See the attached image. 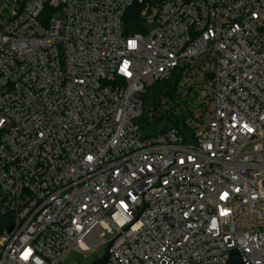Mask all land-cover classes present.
<instances>
[{"label":"built area","instance_id":"built-area-1","mask_svg":"<svg viewBox=\"0 0 264 264\" xmlns=\"http://www.w3.org/2000/svg\"><path fill=\"white\" fill-rule=\"evenodd\" d=\"M172 79L212 118L145 137L142 96ZM101 244L264 263V0H0V264Z\"/></svg>","mask_w":264,"mask_h":264},{"label":"trees","instance_id":"trees-1","mask_svg":"<svg viewBox=\"0 0 264 264\" xmlns=\"http://www.w3.org/2000/svg\"><path fill=\"white\" fill-rule=\"evenodd\" d=\"M175 90L176 85L171 80L157 81L146 88L142 96L143 111L137 121L145 137L170 129H177L182 134L189 131L186 121L191 116V112L182 109L178 111L176 105L161 110L163 98L175 103L177 100ZM160 124H163L164 128H159Z\"/></svg>","mask_w":264,"mask_h":264},{"label":"rangeland","instance_id":"rangeland-1","mask_svg":"<svg viewBox=\"0 0 264 264\" xmlns=\"http://www.w3.org/2000/svg\"><path fill=\"white\" fill-rule=\"evenodd\" d=\"M146 27L147 29H151L152 26L151 24L146 23ZM210 65H211L210 67L209 66L207 67V70L213 69V65L212 64ZM197 79L199 81H203L204 76L198 75ZM171 81L174 82L176 85L175 94H176L177 100L175 101V103H172L171 100L163 98L161 110H165L168 107H174L176 105V109L178 111L180 109H182L183 111L188 110L189 112H191L192 116L199 114V116L204 118L205 120H210L212 118V114H213L212 104L213 103L211 102V100H207L201 103L197 99V95L195 94V92L193 93H183L182 92L181 93L178 87V80L174 81L172 79ZM203 89L206 91L212 92L211 82L206 80L205 83L203 84ZM162 127L164 128V125L160 124L159 128H162ZM105 247H106L105 244H101V245H98L92 251H89L86 253L73 252L69 256L68 260L66 261V264H91L92 262L95 261V258H99L104 254Z\"/></svg>","mask_w":264,"mask_h":264},{"label":"water","instance_id":"water-1","mask_svg":"<svg viewBox=\"0 0 264 264\" xmlns=\"http://www.w3.org/2000/svg\"><path fill=\"white\" fill-rule=\"evenodd\" d=\"M207 78L211 79L212 74L208 73ZM109 246H110V244L105 248L104 254L100 258H96V260L94 262H92L91 264H105L107 257H108L107 251H108ZM227 264H251V263H249L246 260L244 254L241 251L233 249V250H229V252H228Z\"/></svg>","mask_w":264,"mask_h":264},{"label":"snow or ice","instance_id":"snow-or-ice-1","mask_svg":"<svg viewBox=\"0 0 264 264\" xmlns=\"http://www.w3.org/2000/svg\"><path fill=\"white\" fill-rule=\"evenodd\" d=\"M133 46H134V43H133ZM126 67V65H125ZM123 70V69H122ZM24 259H27L28 258V253H25V255L23 256Z\"/></svg>","mask_w":264,"mask_h":264}]
</instances>
